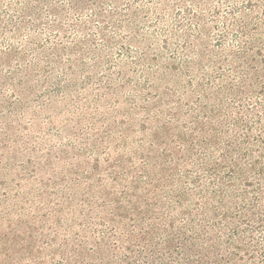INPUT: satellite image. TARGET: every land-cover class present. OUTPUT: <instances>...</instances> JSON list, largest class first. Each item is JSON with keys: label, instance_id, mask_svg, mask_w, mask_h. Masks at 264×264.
<instances>
[{"label": "rangeland", "instance_id": "rangeland-1", "mask_svg": "<svg viewBox=\"0 0 264 264\" xmlns=\"http://www.w3.org/2000/svg\"><path fill=\"white\" fill-rule=\"evenodd\" d=\"M247 7L0 0V264H109L126 252L112 230L175 217L177 231L201 213L219 187L208 166L232 140L235 159L257 154L242 143L264 128V64L244 85L232 73L246 50L237 24L261 15ZM254 38L264 44V24Z\"/></svg>", "mask_w": 264, "mask_h": 264}, {"label": "trees", "instance_id": "trees-1", "mask_svg": "<svg viewBox=\"0 0 264 264\" xmlns=\"http://www.w3.org/2000/svg\"><path fill=\"white\" fill-rule=\"evenodd\" d=\"M242 1L247 3L246 10L248 9L250 15H255L256 12H261V15L249 18V24L252 22L250 30H247V23L237 24L243 43L242 49H246L239 57L234 58L242 67L232 69L235 74L233 76H238L239 72H247L238 76L240 85H244L246 79L254 75L258 64H264V44L255 43L257 39L254 38L255 33L264 24V0ZM235 9L237 8H232V11ZM33 16L39 17V14L33 13ZM233 20L236 21L234 18ZM259 89L260 93L264 92L262 85ZM226 90L232 92L231 87ZM261 131L255 140L252 141L247 136L242 143L246 147L250 142H254L252 144L259 147L255 150L257 154L245 151L235 159L233 155L237 150L234 145L237 144L232 140L225 147L219 163L208 166L210 178L214 180V184L219 183V187L214 190L213 197L199 204L198 211L201 213L195 214L196 216L184 213L182 217L185 218V226L181 230H175L176 219L170 217L169 224L159 222L160 225L156 226L148 224L146 229L134 228L127 233V237L122 233L125 237L122 246L118 245V237L122 236L119 234L120 230H112L114 251L125 248L126 252L119 258L114 256L115 260L109 261V264H258L260 261V264H264V164H259V159L264 153V128H261ZM254 155L257 160L250 163L249 158ZM221 170H227L226 177L220 176ZM252 175H255L254 179L251 178ZM238 180L243 188L240 191L235 189V181ZM250 188L253 191H249ZM213 201H219L222 207L231 202L235 212L230 211L232 208L228 207L227 211L222 212L220 209L222 214H217L212 208L210 214L209 202ZM235 201L239 202L237 206ZM176 203L181 205L180 200L175 201ZM148 219L151 220L150 217L146 220ZM165 224L169 228H160ZM257 230L262 231L260 240L255 238ZM188 231H193L191 236H187ZM96 260L97 264H108L106 259L101 257Z\"/></svg>", "mask_w": 264, "mask_h": 264}]
</instances>
